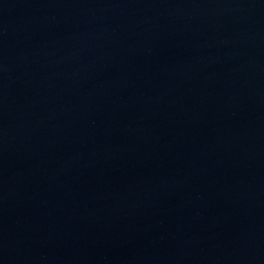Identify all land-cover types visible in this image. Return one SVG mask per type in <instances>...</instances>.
I'll use <instances>...</instances> for the list:
<instances>
[{"label":"water","instance_id":"water-1","mask_svg":"<svg viewBox=\"0 0 264 264\" xmlns=\"http://www.w3.org/2000/svg\"><path fill=\"white\" fill-rule=\"evenodd\" d=\"M0 264H264V0H0Z\"/></svg>","mask_w":264,"mask_h":264}]
</instances>
